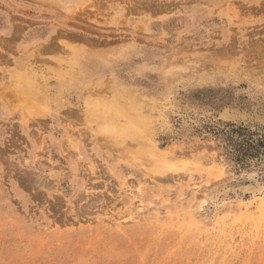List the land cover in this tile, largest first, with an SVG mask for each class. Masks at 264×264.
I'll list each match as a JSON object with an SVG mask.
<instances>
[{
    "label": "rangeland",
    "instance_id": "374dc122",
    "mask_svg": "<svg viewBox=\"0 0 264 264\" xmlns=\"http://www.w3.org/2000/svg\"><path fill=\"white\" fill-rule=\"evenodd\" d=\"M0 264H264V0H0Z\"/></svg>",
    "mask_w": 264,
    "mask_h": 264
},
{
    "label": "bare ground",
    "instance_id": "6f19581e",
    "mask_svg": "<svg viewBox=\"0 0 264 264\" xmlns=\"http://www.w3.org/2000/svg\"><path fill=\"white\" fill-rule=\"evenodd\" d=\"M111 115V114H110ZM111 117V116H110ZM113 118V117H112ZM140 127V126H139Z\"/></svg>",
    "mask_w": 264,
    "mask_h": 264
}]
</instances>
